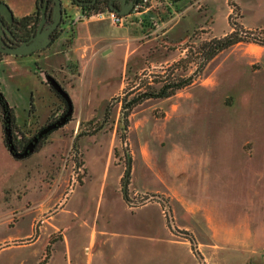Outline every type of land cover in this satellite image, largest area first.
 Segmentation results:
<instances>
[{
  "label": "rangeland",
  "instance_id": "374dc122",
  "mask_svg": "<svg viewBox=\"0 0 264 264\" xmlns=\"http://www.w3.org/2000/svg\"><path fill=\"white\" fill-rule=\"evenodd\" d=\"M67 2L61 3L66 7ZM227 4L229 23L264 31V0H227ZM227 4L214 0L207 12L203 3L199 11L186 10L180 28L195 20L220 35L226 29ZM160 9L165 11L156 7L150 9L153 17L144 18L150 29L161 20ZM70 27L66 25L47 46L68 47V66L43 70V88L33 75L43 69L33 62L43 49L0 59V91L13 110L21 141L48 118L56 121L62 116L58 117L63 107L59 99L43 115L47 100L40 102L41 116L33 106L29 110L32 93L54 95L48 77L70 92L72 104L65 121L22 158L13 157L5 146L0 113V264H33L38 255L43 261L49 253L48 264H264V252L246 249L237 237L239 177L233 153L229 158L233 203L224 210L226 219L212 226L202 222L203 212L192 208L199 187L194 172L218 168L223 161L216 152L222 149L220 139L238 144L246 114L258 112L264 117V47L240 42L198 68L191 52L210 33L195 29L178 45L188 62L174 71L176 77L191 76L193 81L167 98L143 100L123 126L116 97L123 91L127 97L133 95L139 77L168 73L172 61L151 67L140 64L132 71L121 48L90 59L80 57ZM15 137L17 141L21 136ZM260 138L264 140V134ZM249 146L242 144L245 153ZM224 182L216 188L219 201L228 187V180ZM123 203L131 213L141 210L142 215L157 214L159 219L143 225L129 217Z\"/></svg>",
  "mask_w": 264,
  "mask_h": 264
},
{
  "label": "crops",
  "instance_id": "0c3cea01",
  "mask_svg": "<svg viewBox=\"0 0 264 264\" xmlns=\"http://www.w3.org/2000/svg\"><path fill=\"white\" fill-rule=\"evenodd\" d=\"M2 1L8 5L13 16L17 19L27 15L34 16L36 14V0ZM61 1L63 2V0ZM192 1L193 0H173V7L185 12L179 17H171V14L166 10L163 12L160 9L158 15L160 14L161 20L156 23L155 28L151 29L148 27L149 25L146 20L148 17H153L154 13L152 10L142 11L141 13L130 12L123 16V21L120 25H114L107 18L84 15L79 8H73L71 12L72 15L68 19L66 25L71 26L70 32L75 44H77L76 48H79L80 57L84 55L87 57L89 55L88 57L90 59L98 53L105 54L111 52L113 49L121 48L123 59L130 62V69L133 71L137 69V66L140 64L144 67H151L182 57L183 48L179 50L178 45L195 29H204L207 30L205 33H210V36H217L211 32L207 24L195 22V20L187 25L184 24V28H180V25H182L186 17V10H193L194 7L195 10L199 11L198 6L203 3V8L205 12H207L212 8V4H214V0H194V2L198 1V5L194 3L189 6V3ZM225 2L227 4V0H225ZM229 12L230 8L227 4V9L224 14L226 29L220 35L228 32L230 29L228 24ZM144 18L146 20H144ZM69 50L68 47L66 49V47L62 45H50L40 51L38 55H35L33 62H38V65L43 68H39V70L37 69V73H33L36 82L40 83L39 87L43 88L45 85V77L42 73L43 70L56 68L65 70L68 66L66 63L71 57L68 55ZM132 63L134 65H131ZM33 69L35 70V67H33ZM66 93L69 94L70 92L67 91ZM45 96L47 97L44 98ZM69 96H71V94ZM262 96L264 101V94ZM29 97V103H31L35 109V113L37 112L39 116H41V114L38 112V106L44 99L47 100V104L41 109L42 115L45 113V109H50L48 105H56V103L59 102L56 95H53L50 91H47L44 96L32 93ZM262 134H264V117L263 114L257 112L255 116L253 114H246L243 121H241V140L238 144H232V142L227 139H220L222 149L220 151L218 149L216 152L218 153L217 158H221L223 163L221 162L218 168L213 171L209 169L208 172L202 173L200 168L199 171L194 172V176L198 179L199 187L197 195L192 200V208L203 212L204 219L202 222L212 226H217L215 223L222 219H226L224 210L233 203L231 194L232 186L230 187L231 179L233 178L230 160L233 161V159H229L232 158L233 153L235 161H237L238 164V166L236 164L234 169L239 177L238 203L240 213L238 223L239 231L238 236H236L238 237L239 243L245 246L246 249L251 247L250 249H260L264 252V140L260 138ZM244 142L250 145L249 153H245L242 149V144ZM223 143L228 144L229 147L227 148ZM226 180H228V187L224 190L226 192L224 193L225 196L223 201H219V192L216 191V188L219 187L221 189V185L225 183L224 181ZM205 197H208V199H205ZM184 203L187 205V202L184 201ZM123 204L124 210L129 217H132L133 220L141 224L143 223V225L149 226L152 222V218L159 219L157 214L154 216L153 214L142 215L141 210L139 212L140 215L137 214V212L131 213L127 205H125V203ZM237 237L232 238L235 240ZM56 242H53L51 249ZM40 255L37 256L33 264H48L50 262V253L43 261H41ZM248 256L249 255L245 257L247 260L249 258ZM18 264H21V261H19Z\"/></svg>",
  "mask_w": 264,
  "mask_h": 264
},
{
  "label": "trees",
  "instance_id": "16d2710c",
  "mask_svg": "<svg viewBox=\"0 0 264 264\" xmlns=\"http://www.w3.org/2000/svg\"><path fill=\"white\" fill-rule=\"evenodd\" d=\"M36 3L38 4V0H36ZM104 11L101 8H94L89 9L86 12V15H90L93 13H98ZM35 16L27 15L24 17L19 18V20L29 23L33 22L35 20ZM228 24L230 26V29L228 32L220 35V36H210L205 40H202L198 43V45L195 46L193 51L191 52L194 58L198 59V68L202 67L206 62H208L212 57H214L218 52L234 45L240 42H252L255 44H258L260 46L264 47V37H259L258 34L264 36V31L261 29H243L240 25L235 24L233 22ZM188 62L186 55L179 57L178 59L172 61L169 65H167V70H169L168 73H164L165 71H160V76L153 78H145L139 79V83L137 85H134L135 88L137 87L135 93L131 95L130 97H127V92L123 91L122 95L120 97H116L117 102H120L121 109H122V118H123V126H126L127 122V116L129 112L132 110L133 107H135L137 104L141 103L145 99L149 98H167L171 95H173L176 91L179 89H182L183 87L189 85L193 78L191 76L188 77H176L174 74V71L177 69H180L182 66V63ZM155 84H159L157 87H154ZM49 88L52 90V88L49 86ZM132 88V87H131ZM54 94L57 96V98L61 101L63 107L61 109V112L63 113L65 111L66 105L64 103V100L61 96H59L54 90H52ZM1 109H3V116L4 119L8 121L6 124L9 127L10 135H13L11 137V140H13L12 145L14 147L13 151H18V148L21 146L20 141L22 137V133L19 131L18 127L15 124L14 120V114L11 107H9L4 99L3 94L0 91V112ZM32 109V105L30 103L29 110ZM106 110V109H105ZM51 119H47L43 125H46ZM2 125L4 127L5 121L2 120ZM52 130L49 132L43 134L35 143V146L32 150V152H35L41 145L42 140L48 135ZM19 135L21 136L19 139H17L18 144H15V136ZM5 143V142H4ZM6 146V145H5ZM10 154H12V152ZM21 151V150H20ZM30 154V153H29ZM27 154L26 156H28ZM24 156V157H26ZM16 158V157H15ZM122 198L126 202V191L123 189L122 192ZM46 248V253L47 254Z\"/></svg>",
  "mask_w": 264,
  "mask_h": 264
},
{
  "label": "water",
  "instance_id": "95a60500",
  "mask_svg": "<svg viewBox=\"0 0 264 264\" xmlns=\"http://www.w3.org/2000/svg\"><path fill=\"white\" fill-rule=\"evenodd\" d=\"M41 2L42 0H38ZM51 8H48V1L44 0L42 1L41 5L39 6V11H40V20L36 26V32H32L30 35V38L28 40L23 41L20 45L17 47L8 49L7 51L11 55H24V54H30L33 51L43 49L47 47L50 42L52 41V32L54 29L57 27L59 24V19L61 16V0H51ZM121 8L120 9H115L112 7H109V10L115 11L117 14L124 16L129 14L132 11L134 3H130V5L124 6V0H120ZM50 11L53 14L52 21L47 25L46 28L41 29L42 24L46 20L47 17H49ZM0 14L3 15V17L7 21H11L13 19V14L11 9L8 7V5L0 0ZM48 81L50 82V85L52 86L53 90L63 98L65 104H66V110L62 114V116L54 121L53 123H50L44 127H42L36 135H34L22 148L21 151H13L14 147L12 145V140H11V135L9 131V127L6 125L8 121L4 119L5 125L3 127L4 129V135H5V145L10 153L12 152V156L16 158H22L26 156L27 154L31 153L35 143L37 140L45 133L50 131L51 129L55 128L57 125L63 123L65 121V118L71 113V101L68 97V94L62 90L56 82L48 77Z\"/></svg>",
  "mask_w": 264,
  "mask_h": 264
},
{
  "label": "flooded vegetation",
  "instance_id": "af4514ba",
  "mask_svg": "<svg viewBox=\"0 0 264 264\" xmlns=\"http://www.w3.org/2000/svg\"><path fill=\"white\" fill-rule=\"evenodd\" d=\"M42 1H44V0H42ZM42 1L41 2L38 1V4L36 6V8H37L36 12L38 13V16H37V18H35V20L33 22L25 23V22L15 18L14 16H13V19L11 21H7L3 17V15L0 14V59H1V57L6 56V55H10V56H14V57L29 56L35 52L42 50V49H39V50L33 51L30 54H24V55H11L7 51L8 49L17 47L23 41L28 40L30 38L31 33L36 32V26L40 20L39 6L41 5ZM47 1H48V8L50 9L51 5H52L51 0H47ZM137 1L138 0H124V6L130 5V3H134V5H135V3ZM109 7H112L115 9H120L121 8L120 0H68L66 7L63 6V4L61 5V16L59 19V24L57 25V27L54 29V31L51 34L53 40L56 39L59 36L60 32L65 28V25H66L68 19L70 18V15H71L73 8H79L82 12H84V11H87L89 9H94V8H101L103 10H109ZM132 10H133V8H132ZM52 18H53V14L50 11L49 17L46 18V20L44 21V23L41 26V29L46 28L47 25L52 21ZM65 110H66V108H65ZM0 113L2 114V117H4L3 116V109H1ZM63 113L60 111L58 117L60 115H62ZM14 120H15V115H14ZM54 121H55V118L51 119L46 125L53 123ZM46 125H43L42 127H44ZM42 127H40L35 132L34 135H36V133ZM34 135H32L29 138L22 139V141H20L21 146L18 148V151L22 150L24 145ZM12 136L13 135H11V137ZM12 142H13V140H12ZM14 143L18 144V142L16 140L14 141Z\"/></svg>",
  "mask_w": 264,
  "mask_h": 264
},
{
  "label": "built area",
  "instance_id": "2783aa9c",
  "mask_svg": "<svg viewBox=\"0 0 264 264\" xmlns=\"http://www.w3.org/2000/svg\"><path fill=\"white\" fill-rule=\"evenodd\" d=\"M198 3V1H195ZM156 7L164 8L171 17H179L183 11L173 7V0H138L133 6V13H141L142 11L156 9ZM89 16L97 18H107L112 24L120 25L123 21V16L117 14L113 10H105V12H98L90 14Z\"/></svg>",
  "mask_w": 264,
  "mask_h": 264
}]
</instances>
